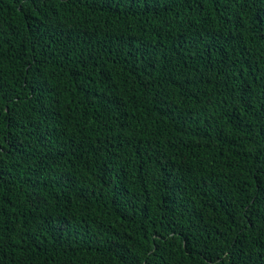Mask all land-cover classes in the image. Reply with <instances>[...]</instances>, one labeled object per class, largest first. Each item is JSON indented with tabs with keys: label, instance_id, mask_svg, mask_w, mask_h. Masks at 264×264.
Segmentation results:
<instances>
[{
	"label": "trees",
	"instance_id": "trees-1",
	"mask_svg": "<svg viewBox=\"0 0 264 264\" xmlns=\"http://www.w3.org/2000/svg\"><path fill=\"white\" fill-rule=\"evenodd\" d=\"M0 264H264V0H0Z\"/></svg>",
	"mask_w": 264,
	"mask_h": 264
}]
</instances>
